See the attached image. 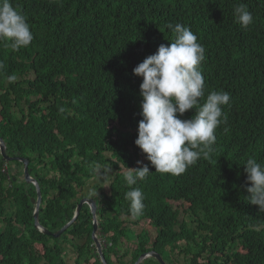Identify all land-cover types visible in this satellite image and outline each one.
Listing matches in <instances>:
<instances>
[{
    "label": "trees",
    "instance_id": "trees-1",
    "mask_svg": "<svg viewBox=\"0 0 264 264\" xmlns=\"http://www.w3.org/2000/svg\"><path fill=\"white\" fill-rule=\"evenodd\" d=\"M240 2L254 17L246 29L233 16ZM12 4L25 13L34 39L19 51L0 42L4 65L0 96L13 110L10 127L1 124L0 132L16 151L27 155L29 149L38 162L29 167L41 191L39 223L54 232L73 217L74 205L85 197L78 188L89 183L85 170L100 161L88 152L105 154L104 148H112L109 152L116 153L111 141L102 142L103 135L122 142L136 139L137 132L129 129H137L142 118V78L132 69L160 44L171 42L174 34L167 25L179 22L203 39L204 98L212 85L230 94L223 113L235 136L216 133L214 165L201 156L183 174L154 172L143 182L142 217L150 219L157 234L150 241L147 229L146 234L139 233V242L119 257V237L126 230L116 223L114 213L104 218L102 203L120 202L122 178L107 172L105 178L97 177L98 183L104 180L94 186L101 213L97 232L103 244L111 243L104 258L107 264H134L140 254L153 250L171 264H264V213L247 202L243 165L248 158L264 164V0H12ZM8 75L17 80L8 84ZM251 102L255 118L247 115ZM21 103L39 110L36 121L44 137L28 140L35 135L34 111L15 110ZM190 110L194 109L180 118L190 119ZM1 116L6 117V110ZM30 124L33 133L26 130ZM72 155L81 161L73 172ZM50 171L53 174L47 177ZM11 173V185L4 188L6 174L0 167V264H68V247L76 252L73 264H101L92 244L89 206H82L59 237L43 234L34 227L30 201L34 186L26 191L13 181L19 175ZM102 184H107L108 193ZM173 202L183 204V210ZM120 207L125 210L128 203L123 201ZM127 212L123 214L128 216ZM126 254L131 256L129 263L122 261ZM141 264L159 263L150 258Z\"/></svg>",
    "mask_w": 264,
    "mask_h": 264
},
{
    "label": "clouds",
    "instance_id": "clouds-1",
    "mask_svg": "<svg viewBox=\"0 0 264 264\" xmlns=\"http://www.w3.org/2000/svg\"><path fill=\"white\" fill-rule=\"evenodd\" d=\"M233 16L235 22L241 28L246 29L254 22L253 14L243 2L234 6ZM167 28L174 34L171 42L167 45L160 44L155 53L146 56L142 62L132 69L134 75L142 78L139 84V96L141 97L139 114L142 118L138 121L137 129H129V133L137 132L136 139L132 138L130 141L122 142L111 136L103 137L102 142L110 143L111 141L116 153L109 152L112 148H104L105 154H102L101 150L99 152L97 150L89 151V155L99 156L100 161H94L89 166V172L85 170V178L89 180V183L81 189L78 188L80 195L92 198L96 203V226L98 230V225L101 223L99 214L101 213L97 209V201L94 198L96 194L94 186L101 184L104 180L98 183L97 177L101 178L103 176L105 178L107 173H109L122 178L120 181L122 188L120 190L123 198H120V202L107 200L102 203V206L106 209L104 213L107 216L105 217L112 218L110 215L114 213L116 215V223L120 224L121 229L126 230V233L119 237L121 243L123 239L138 243L139 233L146 234V229L149 231L150 241L154 240L157 234V228L151 224L150 219L146 216L142 217L146 207L144 203L146 194L142 185L144 181L154 175V172L172 175L183 174L189 167L194 166L201 156L207 159L208 165H214L218 160L215 148L216 133H220L222 137L226 138H234L235 136L231 130L232 128L226 124L223 113V106L229 103L230 94L227 91L219 90L218 86L212 85L210 87L212 91L204 98L205 78L203 69L200 68L201 63L205 60V48L202 44V37H198L191 27L183 23L177 22L174 25L169 23ZM33 39V32L23 10L14 7L12 0H0V42H6V45L13 51H19L21 48H27ZM3 68V63H0V70ZM16 80L17 77L15 75H8L6 82L11 84ZM2 92L0 90V94ZM31 100L34 101V98ZM250 105L254 110L249 111L248 109L247 115L250 118H255L254 104L251 102ZM19 106L15 105L14 107ZM26 106L25 112L33 110L32 114L35 117L33 122L35 135L30 137H44L45 134L39 133L40 128L36 121V115L40 113L39 110L36 111L35 105L29 106L26 104ZM189 109H194L187 113L190 119H181L180 117ZM5 110L6 117L3 118L1 112ZM10 114L12 119L13 110H10V102L0 96V126L3 124L10 127ZM29 118L30 115L25 121H28ZM33 126L31 124L27 125L26 130L29 133H33ZM7 145L8 143H4L5 147ZM4 153L5 158L0 162H9L13 172L15 170L17 172L15 174L19 175V179L13 176V181L20 185L21 180H23L25 184L20 186L26 191H31L30 185H33L36 197L35 181L38 185L39 183L36 174L29 167L34 156L31 154L24 155L14 148L10 152V158L5 151ZM0 157H2L1 149ZM15 157H20L21 159H16ZM24 158L28 159L29 177L31 176L33 179L30 182L24 179L22 161ZM70 158L72 161L70 171L73 172L76 169V164L81 163V161L77 160L75 155L70 156ZM98 162L101 163L97 165ZM243 165L246 173L244 187L248 193L246 196L247 202L258 206V211L264 213V164L257 162L255 158H248ZM96 168H98L97 173H94ZM1 171L6 174V180H4L5 188L10 187V173L2 167ZM48 175L47 177H50ZM102 186L108 193L107 184H102ZM35 197H30L33 206L34 202L32 199ZM123 201L128 203V208L125 210L120 207ZM5 204L8 218L10 219V211L12 212V210H8L10 209V200H6ZM76 205H74V208ZM125 211H128V216L123 214ZM76 217L74 215L65 223L68 224L72 220L67 228L74 222ZM120 217L127 218V221H118ZM127 222L130 223L129 226H127ZM251 228H255V226L252 225ZM97 230L95 236L101 245V256L106 261L103 251L111 243L103 244ZM92 244L94 245V243ZM241 245L246 248L242 243ZM239 247L241 248V246ZM232 249L237 251L239 248L234 244ZM95 251L102 264L101 256L96 247ZM148 252H151V255L143 259L142 262L150 258L156 260L152 253L158 252L150 250L144 253ZM71 257L74 260V254H71ZM163 260L166 264H171L165 259ZM142 262L140 261L139 264Z\"/></svg>",
    "mask_w": 264,
    "mask_h": 264
},
{
    "label": "water",
    "instance_id": "water-1",
    "mask_svg": "<svg viewBox=\"0 0 264 264\" xmlns=\"http://www.w3.org/2000/svg\"><path fill=\"white\" fill-rule=\"evenodd\" d=\"M1 145L4 146V144H1ZM1 152H2V158H5V153H4L3 147L1 148ZM15 158L21 159L20 157H15ZM22 161H23V167H24V179H25V181L30 182V180H33V179L31 178V176L29 177L28 159L24 158V159H22ZM34 181H35V178H34ZM35 185H36V197L34 199H32V201L34 202V210H33L34 227L37 228L38 230H40L41 232H43L44 234L53 235L54 237H58L60 234H62L65 231V229L67 228L69 223L72 222V220L68 224H64L59 230H57L54 233L47 230L43 225H41L39 223V220H38L39 209H40L39 206L41 204V193H40L39 185L36 183V181H35ZM84 203L88 204L90 209H91V217H92V223H93V231L91 233V238H92V241H93L95 247L97 248V251L99 252V254L101 256V251H102L101 245H100L99 240L95 236V232L97 230V226H96L97 212L95 210L96 203H95L94 199H92V198L81 199L74 208L75 209L74 215L75 216L78 215V213L80 212ZM104 218H107V217H104ZM149 255H151V252L143 253L142 255L139 256V258L137 259V261L134 264H139L140 261L142 262V260L148 258ZM152 255L160 264H166L164 262V260L162 259L160 254L152 253ZM101 259L103 262L102 264H107L106 261H104L102 256H101Z\"/></svg>",
    "mask_w": 264,
    "mask_h": 264
},
{
    "label": "rangeland",
    "instance_id": "rangeland-1",
    "mask_svg": "<svg viewBox=\"0 0 264 264\" xmlns=\"http://www.w3.org/2000/svg\"><path fill=\"white\" fill-rule=\"evenodd\" d=\"M31 77V74L28 76V78H30ZM33 98H37V97H31V99H33ZM249 106H251V105H249ZM19 107H22L23 108V110H25L26 111V108H27V106H26V104H21ZM17 108L18 107H15V110H17ZM254 109H252L251 107H249V111H253ZM32 138L33 137H30V138H28V140L29 141H31L32 140ZM27 144V143H26ZM8 145L9 146H11V147H13V145L11 144V142H9L8 143ZM28 145V144H27ZM28 151L27 152H25L26 154H30L29 153V149H27ZM30 151H31V149H30ZM31 163L33 164V165H36V164H38V162H34V159L32 158L31 159ZM11 170H13V168H12V166L10 165V171ZM15 173H17L15 170H14V172H13V174H15ZM53 174V171H50V174L48 175V176H51ZM20 184L23 186L24 184L22 183V182H20ZM5 186V185H4ZM5 188V187H4ZM31 200V199H30ZM173 204L176 206V204L178 205V207H179V209H182L183 210V204L181 205V203H179L178 204V202H173ZM186 208V206L184 207V209ZM9 211H10V209H8ZM111 216V215H110ZM183 213L182 214H180L179 215V219L180 220H182V218H183ZM118 221H127V218H125V217H120L119 219H118ZM0 224L2 225V223L0 222ZM127 224V226H129L130 225V223L129 222H127L126 223ZM133 228H135V226H133ZM155 233V232H154ZM39 247H40V245H38ZM133 247V241H129V240H125V239H123L122 240V243H120V245H119V254L117 255L118 257L119 256H122L123 254H124V250L125 249H127V250H131V248ZM69 248V247H68ZM74 254V255H76V252H75V250L72 248V247H70L69 248V251H68V257H69V259H68V264H73V258L71 257V254ZM179 256H180V258H182V255L181 254H179ZM164 258H165V255H164ZM129 259H130V255L129 254H126L124 257H122V261L124 262V263H126V262H129Z\"/></svg>",
    "mask_w": 264,
    "mask_h": 264
},
{
    "label": "flooded vegetation",
    "instance_id": "flooded-vegetation-1",
    "mask_svg": "<svg viewBox=\"0 0 264 264\" xmlns=\"http://www.w3.org/2000/svg\"><path fill=\"white\" fill-rule=\"evenodd\" d=\"M0 135H2V132H0ZM6 151V153L8 154V157L10 158V152H12L13 151V147H11V146H9V145H7L6 146V149H5ZM3 158L2 157H0V161L2 160ZM1 163V165H5L6 166V171L7 172H9L10 173V163L9 162H0ZM8 164V165H7ZM31 166V165H30ZM113 212V211H112Z\"/></svg>",
    "mask_w": 264,
    "mask_h": 264
},
{
    "label": "bare ground",
    "instance_id": "bare-ground-1",
    "mask_svg": "<svg viewBox=\"0 0 264 264\" xmlns=\"http://www.w3.org/2000/svg\"><path fill=\"white\" fill-rule=\"evenodd\" d=\"M103 137H105L104 135H103ZM4 143H9V141H7L3 136H1L0 135V149L3 147L4 148V151H6L5 149H6V147L5 146H3V145H1V144H4ZM8 165V164H7ZM30 166V165H29ZM1 167L3 168V169H6V166L5 165H1ZM31 168V167H30ZM10 172H13V170H11ZM84 198H86V197H83L82 199H84ZM84 204H86V203H84ZM83 204V205H84ZM88 205V204H87ZM89 206V205H88ZM90 208V207H89ZM90 211H91V209H90ZM74 216V215H73ZM99 216L101 217V214H99Z\"/></svg>",
    "mask_w": 264,
    "mask_h": 264
}]
</instances>
